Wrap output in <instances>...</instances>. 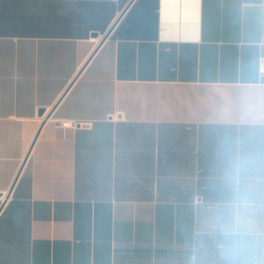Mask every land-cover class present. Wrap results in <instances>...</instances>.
I'll list each match as a JSON object with an SVG mask.
<instances>
[{
    "label": "crops",
    "instance_id": "obj_1",
    "mask_svg": "<svg viewBox=\"0 0 264 264\" xmlns=\"http://www.w3.org/2000/svg\"><path fill=\"white\" fill-rule=\"evenodd\" d=\"M262 60L264 0H0V264H264Z\"/></svg>",
    "mask_w": 264,
    "mask_h": 264
},
{
    "label": "built area",
    "instance_id": "obj_2",
    "mask_svg": "<svg viewBox=\"0 0 264 264\" xmlns=\"http://www.w3.org/2000/svg\"><path fill=\"white\" fill-rule=\"evenodd\" d=\"M258 70H259V73L264 74V60H262V61L260 62ZM61 124H62L63 126H67V125H70V124H72V123H69V122H67V121H63V122H61Z\"/></svg>",
    "mask_w": 264,
    "mask_h": 264
},
{
    "label": "water",
    "instance_id": "obj_3",
    "mask_svg": "<svg viewBox=\"0 0 264 264\" xmlns=\"http://www.w3.org/2000/svg\"><path fill=\"white\" fill-rule=\"evenodd\" d=\"M111 30V29H110ZM110 30L104 35V37L101 40V43L106 39V37L108 36ZM44 113V109H40L39 110V115H42Z\"/></svg>",
    "mask_w": 264,
    "mask_h": 264
}]
</instances>
